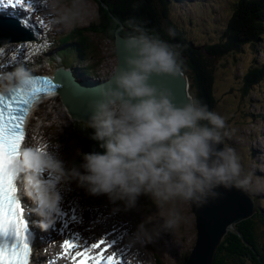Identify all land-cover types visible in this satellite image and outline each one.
<instances>
[{
    "label": "clouds",
    "instance_id": "clouds-1",
    "mask_svg": "<svg viewBox=\"0 0 264 264\" xmlns=\"http://www.w3.org/2000/svg\"><path fill=\"white\" fill-rule=\"evenodd\" d=\"M40 4L52 27L63 29L80 22L85 6L84 0ZM123 48L129 54L124 66L107 81L87 123L93 130L90 138L103 151L84 154L82 164L66 169L54 151L58 144L21 143L9 171L15 195L21 191L32 202L43 228L60 213L58 185L75 182L93 196L122 202L125 209L134 208L141 195L148 196L162 223L151 234L140 226L130 243L143 246L160 231H174L183 220L181 206L202 205L217 198L220 188L247 191L251 176L233 148L218 147L228 136L225 117L194 98L178 105L169 90L151 83L153 77L181 72L179 52L142 28L123 38ZM34 86L23 68L0 75V95ZM129 260L143 264L135 255Z\"/></svg>",
    "mask_w": 264,
    "mask_h": 264
},
{
    "label": "rangeland",
    "instance_id": "rangeland-1",
    "mask_svg": "<svg viewBox=\"0 0 264 264\" xmlns=\"http://www.w3.org/2000/svg\"><path fill=\"white\" fill-rule=\"evenodd\" d=\"M33 1L36 2L42 16L40 0ZM236 1L189 0L187 3L178 0L179 4L171 5V16L174 19V23L180 24L187 30L190 42L193 41L195 44L204 46L209 43H216L219 39L221 28L225 26L229 12H232L235 8ZM99 2L102 3L101 0ZM84 5L81 20L75 27L71 29L54 28L49 20L43 18L48 23L44 25V32L63 36L72 29H82V33H85L86 37H90V43L96 49V56L101 57V59L104 58V61L99 66L100 71L97 77L106 78L113 74V69L117 66L114 42L110 39H103L86 33V28L90 23L95 22L98 17V7L96 0H84ZM102 5L104 8H108L105 3H102ZM260 46H264V42ZM8 49L13 51V55L18 61L23 58L22 47L18 44L11 45ZM200 50H204L203 47ZM204 53L208 55V50H204ZM65 60H70V55L67 54ZM254 61L255 63L263 62L264 53L259 52L256 46L253 45L245 47L240 54L231 58H214L212 60L216 81L215 96L217 108L215 112L225 117V130L228 132V136H226L227 146L236 151L241 159L244 171L251 176V187L248 188V191L250 190L252 193L259 195L261 204L264 206V181L262 182L264 175L258 174L264 173V162H262L264 153L260 152L264 151V119L259 117L258 120H254L250 117L251 114L264 113V98L259 94L260 86L252 89L251 93L246 97L242 96L240 91L243 75L248 66ZM55 67H57L56 63L51 64L50 69L41 66L39 71L45 70L51 73ZM262 94H264V91ZM258 98H260V101ZM46 105L42 106L30 121L27 143L30 144L33 141L39 143L43 137L49 138L51 144L59 145V148L54 149V151L63 160L66 169H70L69 167L73 164V161H76L80 156L83 136L78 132L76 133L74 126L76 121L68 114L66 107H64L59 98L48 107ZM85 124L87 123H84V127L86 126ZM30 134L33 136L30 137ZM255 158L256 160L254 161ZM75 188H78L81 194H78ZM75 192L77 193V198L86 197L85 203L87 205H84L83 202L81 204L79 200L73 198ZM60 194L62 196L61 203H64V206L68 196H72L77 204L76 208L81 210V217L84 218H90L93 213L96 214L95 208L102 214L119 211L120 213L114 212L112 215L117 219L118 223L123 219L127 222H133L137 232L140 226L143 225L144 229L150 234L154 230H158L159 225L162 223L160 210L146 195H141L138 198L134 208L125 209L122 202L113 203L106 195L93 196L85 189L78 187L75 182H69L68 186L63 191H60ZM92 196L93 199L90 200ZM62 204L60 208H62ZM31 211L36 219L35 224L39 226L42 218L37 215L33 208ZM180 211L183 220L174 231H160L159 235H155L150 243H146L143 246L139 245L147 253L148 261H144L142 258L143 264H157L156 257L164 264H184L186 256L195 246L197 231L195 228V217L192 215L190 205L181 206ZM60 213H64L63 210ZM64 219L70 220L69 217ZM118 229L120 230L122 227ZM119 230L117 231L118 235ZM85 246L88 245L85 244Z\"/></svg>",
    "mask_w": 264,
    "mask_h": 264
},
{
    "label": "trees",
    "instance_id": "trees-1",
    "mask_svg": "<svg viewBox=\"0 0 264 264\" xmlns=\"http://www.w3.org/2000/svg\"><path fill=\"white\" fill-rule=\"evenodd\" d=\"M101 1L108 6V9L104 8L99 0H96L98 17L86 28V33L115 42L117 27L119 22H123L125 30L120 34L124 37L135 28H142L166 43L169 41L170 46L180 54L178 59L189 77L191 96L207 105L212 111L217 108L216 81L212 60L214 58H231L240 54L241 50H244L249 44L258 46V43L264 39V0H237L234 8L236 15L228 28L225 27L216 43L206 47L208 55L204 53V50H195L188 46L187 30L180 24L174 23L171 16L170 0ZM74 36L77 43L80 44L78 52L84 56H79V58L86 57V60L100 64L104 61V58L96 61L99 57L96 56V49L90 43V37L83 36V34H74ZM173 36L181 38V43H176ZM185 55L186 59L184 60ZM95 66L89 65L88 70L96 71ZM243 80L241 89L243 92L248 88L257 87L261 80L264 81V64H261V67L253 65L248 68ZM85 125L84 127V124L80 122L74 124L76 133L83 136L82 151L74 163L75 166L83 162L84 154L103 151L99 147V142L90 138L93 130L88 128L87 124ZM39 142L41 146L46 147L50 141L49 138L43 137ZM58 186H62L60 190H63L65 184ZM263 209L260 208L250 219L237 224L235 229L225 236L216 251L214 264H264Z\"/></svg>",
    "mask_w": 264,
    "mask_h": 264
},
{
    "label": "water",
    "instance_id": "water-1",
    "mask_svg": "<svg viewBox=\"0 0 264 264\" xmlns=\"http://www.w3.org/2000/svg\"><path fill=\"white\" fill-rule=\"evenodd\" d=\"M123 29V24L119 23L114 42L117 67H123L124 59L129 55L123 48L124 36L120 34ZM13 41L16 39L11 32L0 30V47ZM61 70H58L54 81L59 83L58 95L63 105L75 121L88 122L109 79L98 84L76 82L70 71ZM151 83L169 90L178 105L192 99L188 91L189 80L182 69L176 77H153ZM224 146L225 142L218 147L222 149ZM219 192L217 198L209 199L202 205H190L195 217L197 240L186 264H214L216 251L226 234L238 223L250 219L257 211L253 198L245 191L220 188Z\"/></svg>",
    "mask_w": 264,
    "mask_h": 264
},
{
    "label": "bare ground",
    "instance_id": "bare-ground-1",
    "mask_svg": "<svg viewBox=\"0 0 264 264\" xmlns=\"http://www.w3.org/2000/svg\"><path fill=\"white\" fill-rule=\"evenodd\" d=\"M20 1L22 3L25 0H20ZM30 1L33 2V4H34V12H35L38 8L36 5V2L33 0H30ZM187 1H189V0H187ZM177 3H178L177 0H170V5H172V6L176 5ZM11 9H14V8L12 7ZM21 14H23V13L21 12ZM28 18L29 17H23L25 22H29L30 18H29V20H28ZM43 18H45L44 15H42V18H41V21L43 22V24L44 25L48 24L47 22L44 21ZM46 20H48V19H46ZM30 22L32 23V21H30ZM262 42H264V39H262L261 42L258 43V46H256V45H254V46H256V49L259 52L264 53V46H260V44ZM249 46H252V45L249 44L246 47H249ZM260 62H262V61H260ZM258 64H259V62H258ZM251 67H252V65H251ZM9 68L12 69L11 67H9ZM248 68H250V67L248 66ZM116 69H117V66L114 67L112 73H114L116 71ZM59 70H61V69H59ZM70 95H73V93L70 92ZM55 99H54V102L56 101ZM54 102H52V101L49 102V105L53 104ZM40 108H42V107H39L37 109V112H39L38 110ZM67 112H68V110H67ZM68 114L70 115L69 112H68ZM82 146H83V142L81 145V151H82ZM260 152L264 153V151H260ZM258 153H259V151H258ZM255 160H256V158L254 159V161ZM74 162H75V160L73 161V164L69 167L70 169L75 166ZM262 162H264V159H262ZM78 166H76V167H78ZM258 174L264 175V173H262V172L258 173ZM263 181H264V178H263L262 182ZM75 189H76L78 194H81L80 190L78 188H75ZM77 193L75 192L73 194V198L79 200L81 204L83 202L84 205H87V203H85L86 197L77 198L78 197ZM73 198H72V196H68V200H66L65 206H64V203L63 204L61 203L62 204V210L64 213H66L65 217H69L70 220L66 219V220H62V222L58 221V222H55L49 226V227L54 228V232H52L51 236L47 239V243L45 245H43L44 251L45 250L47 251L46 255L47 254L52 255V253H55L56 255L59 256V258H61V259H63V261H65V258L74 257L76 252L79 249H83L84 253L87 254L91 259H95L99 255H101V256H113L116 264H131V261L129 260V258L133 255H135L137 257V259H139V260H142V258H143L144 261H148L146 251L143 250L142 247H140L139 245L133 246L130 243V241L137 234V230H136L135 224L133 222H127L123 219L121 222L118 223L117 219L114 218V216H112V215L114 214V212H116L118 214L119 211H114L113 213H103L102 214V213H99L96 208L94 209L96 214L93 213V216H91L90 218L81 217V213H80L81 210H78L76 208L77 204L75 203ZM92 199H93V196L90 197V200H92ZM74 203H75V205H74ZM77 203H79V202H77ZM99 217H101V218H99ZM60 218L62 219L63 217H60ZM62 225L66 226L65 230L62 228ZM121 227H122V229L119 230L118 228H121ZM61 230L64 231V233L62 235H59V232ZM118 230H119V235L117 233ZM65 240H69V241L73 242V246L66 248L64 246ZM101 241H103V243H101ZM84 243L87 244L88 246H85ZM94 244L96 245V247H92ZM74 246H77V248H73ZM51 248H53V249H51ZM186 260H188L187 257L185 258L184 263H186ZM156 261L162 263V261H160V259L158 257H156ZM162 264H164V263H162Z\"/></svg>",
    "mask_w": 264,
    "mask_h": 264
},
{
    "label": "snow or ice",
    "instance_id": "snow-or-ice-1",
    "mask_svg": "<svg viewBox=\"0 0 264 264\" xmlns=\"http://www.w3.org/2000/svg\"><path fill=\"white\" fill-rule=\"evenodd\" d=\"M34 81V87L18 90L10 98L0 95V234L14 232L20 241L24 239L26 223L15 195L14 176L9 168L24 141L23 120L26 112L41 94L53 91L55 87L52 81L43 78H34ZM64 246L72 247L73 242L65 240ZM29 254L26 243L21 247H0V264H28ZM108 264L113 262L109 260Z\"/></svg>",
    "mask_w": 264,
    "mask_h": 264
}]
</instances>
